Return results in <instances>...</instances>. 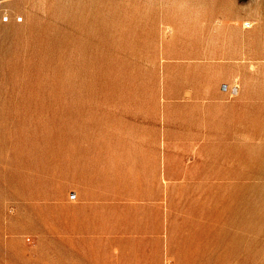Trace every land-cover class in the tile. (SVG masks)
I'll use <instances>...</instances> for the list:
<instances>
[{
  "label": "rangeland",
  "instance_id": "rangeland-1",
  "mask_svg": "<svg viewBox=\"0 0 264 264\" xmlns=\"http://www.w3.org/2000/svg\"><path fill=\"white\" fill-rule=\"evenodd\" d=\"M0 264H264V0H0Z\"/></svg>",
  "mask_w": 264,
  "mask_h": 264
},
{
  "label": "crops",
  "instance_id": "crops-1",
  "mask_svg": "<svg viewBox=\"0 0 264 264\" xmlns=\"http://www.w3.org/2000/svg\"><path fill=\"white\" fill-rule=\"evenodd\" d=\"M88 221H91L90 219ZM96 228L92 224L87 226V231L90 233L91 231H94ZM81 238V237H80ZM91 239V238H90Z\"/></svg>",
  "mask_w": 264,
  "mask_h": 264
}]
</instances>
